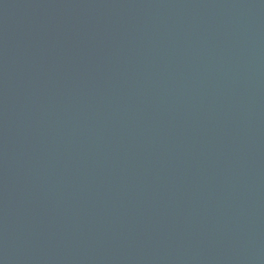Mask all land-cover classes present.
<instances>
[{
	"label": "water",
	"instance_id": "water-1",
	"mask_svg": "<svg viewBox=\"0 0 264 264\" xmlns=\"http://www.w3.org/2000/svg\"><path fill=\"white\" fill-rule=\"evenodd\" d=\"M0 264H264V0H0Z\"/></svg>",
	"mask_w": 264,
	"mask_h": 264
}]
</instances>
